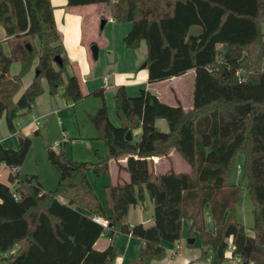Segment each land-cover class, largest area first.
Here are the masks:
<instances>
[{
	"label": "trees",
	"instance_id": "16d2710c",
	"mask_svg": "<svg viewBox=\"0 0 264 264\" xmlns=\"http://www.w3.org/2000/svg\"><path fill=\"white\" fill-rule=\"evenodd\" d=\"M93 3L108 6L115 21L132 24L124 37L127 47L146 42L150 83L195 70L193 107L186 110L180 101L169 104L146 88L130 95L122 84L115 92L121 121L116 125L104 89L94 90L91 94L102 102L89 118L106 155L83 161L49 147L48 157L59 172L58 185L50 191L44 190L38 174H11L14 185L0 179V260L115 264V245L97 250L94 244L102 235L112 238L124 232L144 241L131 264H153L166 256L164 242L182 238L188 218V235L199 233L210 264L231 258L264 264V0H68L69 6ZM196 26L199 33L192 32ZM0 27L6 32L0 40V119L5 117L10 133H17L19 117L44 92L43 78L50 94L61 93L68 103L87 96L77 75L68 74L70 59L51 0H0ZM36 59L33 81L14 101ZM15 62L21 68L13 75ZM161 118L167 120L168 131L158 126ZM129 130L132 140L126 137ZM31 145L30 137L18 149L0 144V162L20 167ZM172 150L190 165L189 172L155 171L153 158ZM240 156V175L254 204L253 235L238 218L242 183L229 182ZM121 157H127V165L120 170L130 180L105 184L104 203L89 172L111 179L110 161ZM147 196L154 205V224H130L131 207ZM207 205L216 221L214 233L206 228ZM94 216L107 219L108 225Z\"/></svg>",
	"mask_w": 264,
	"mask_h": 264
},
{
	"label": "crops",
	"instance_id": "0c3cea01",
	"mask_svg": "<svg viewBox=\"0 0 264 264\" xmlns=\"http://www.w3.org/2000/svg\"><path fill=\"white\" fill-rule=\"evenodd\" d=\"M51 2L54 6L56 24L62 35V40L70 59L68 74L77 75L82 90L87 96H91V93L96 89H104L109 116L116 125H119L121 121L115 110V92L117 87L122 84L126 86L130 95H137L142 88H146L169 104L175 105L180 101L186 110L193 107L194 69L186 73L188 74L192 71L194 77L192 95L188 102L184 103L178 91H176L178 93L177 98L164 100L162 94L158 91V84L160 82H149L148 68L143 64L147 59L146 42L143 40L138 48H129L125 44L124 37L132 27L130 22L115 21L111 15L110 8L104 3L69 6L68 0H51ZM103 18L106 19V23L104 28L101 29ZM5 38L6 32L0 27V40H4ZM94 43L98 45V58L93 56L91 50V46ZM37 63L38 59L35 60L32 70L23 76L22 86L15 95L14 101L18 100L24 90L33 81ZM14 64H16L15 69H11L13 75L17 74L21 68L19 62ZM107 74H109V77L106 82L105 76ZM178 77L180 76H175L168 80H174ZM64 78L67 80V74H64ZM42 82L45 90L37 97L33 109L19 117L17 121V133H10L5 117L0 119L1 129L6 128L4 135L0 138V144L4 147L18 149L22 144L20 143L21 138L29 137L33 131L35 133L38 131L39 133L40 129L38 126L42 124V116L49 114L51 111L50 102L55 101L57 103V95L60 93L56 95L50 94L47 80L43 78ZM65 101L67 102L66 99ZM98 104L99 102L96 105ZM28 113H31L29 120ZM38 119L41 121L40 124L37 122ZM157 124L164 131L169 130L168 122L163 121L162 118L157 120ZM154 159L157 164L158 162L161 163L166 160L170 165L168 169L173 168L176 172H189L191 170L190 165L175 150H172L168 156L154 157ZM117 164H119L118 167ZM177 164H181L183 169H176ZM120 165H127V157L110 161L111 181L114 183L130 180V174L123 168L120 171ZM167 170H157V172L163 173ZM16 173H19L21 176L20 167L0 162V179L4 183L14 185L9 177L11 174ZM44 190L46 189L44 188ZM148 198L147 196L143 202L131 207L128 216V222L130 224L143 223L146 226L154 224V205L149 199L153 207H148ZM61 200L64 201V198H61ZM139 205L141 207H137ZM240 208H243V214L245 211H252L251 207H238V209ZM252 209L254 213V207ZM239 212L240 210H238V218L242 222ZM205 220L206 228L214 233L216 231V221L209 205L205 207ZM190 226L191 220L188 218L184 219L182 238L176 242H164L166 256L160 260H154L153 264H210V261L203 254L205 248L199 233H195L194 242H188L190 238L188 235ZM248 233L253 235V229L251 228V231ZM111 244L118 248V256L115 264H131L132 260L139 256L144 241L132 234L117 232L112 238L102 235L95 242L94 248L97 250H105ZM228 255L232 256L231 249ZM0 264H4V262L0 260ZM225 264H240V261L237 258H231ZM251 264L257 263L252 262Z\"/></svg>",
	"mask_w": 264,
	"mask_h": 264
},
{
	"label": "rangeland",
	"instance_id": "374dc122",
	"mask_svg": "<svg viewBox=\"0 0 264 264\" xmlns=\"http://www.w3.org/2000/svg\"><path fill=\"white\" fill-rule=\"evenodd\" d=\"M261 29L264 39V22H262ZM200 31L201 28L199 26L192 29L193 33H199ZM15 65L16 64H13L11 67L12 70L15 69ZM193 79L194 77L191 71L174 80L160 82L158 84V91L162 94L164 100L177 98L178 93L176 91H178L184 103H187L192 95ZM98 102L99 104L96 105ZM100 104L101 98L94 95L87 96L74 105L71 103L68 105L61 93L57 95V103L55 101L50 102V113L42 116V124L38 126L40 132L36 134L33 131L29 136L32 139V145L25 162L20 166L21 176L24 177L26 174H38V178L44 188L50 191L54 190L58 185L59 172L48 157L49 147L57 151L65 150L72 158L83 161H97L100 156L106 155L105 143L98 137L97 130L89 118V113L95 112ZM30 117L31 113H28V120ZM163 121L167 120L163 119ZM5 129L6 128L1 129L0 127V138L4 135ZM64 133L66 134V139L64 138ZM56 141H59L61 144L59 146H54ZM122 158L124 157L120 159ZM153 162L155 171L167 170L170 167L166 160L161 163L158 162L157 164L156 160L153 158ZM239 165L243 166V158L241 156L235 164L229 182L242 183V202L238 207H251L252 211H245L243 214V208L238 210H240L239 214L240 218H242V222L246 225L247 231L250 232L254 224V213L252 209L254 204L246 189V181L243 179V174H238ZM118 166L119 164H117V167ZM176 167L178 170L183 169L181 164H177ZM89 177L97 194L105 203L104 185L111 179H109L105 173L99 177H95L91 171L89 172ZM147 205L148 207H153L149 198ZM137 207L141 206L139 205Z\"/></svg>",
	"mask_w": 264,
	"mask_h": 264
},
{
	"label": "water",
	"instance_id": "95a60500",
	"mask_svg": "<svg viewBox=\"0 0 264 264\" xmlns=\"http://www.w3.org/2000/svg\"><path fill=\"white\" fill-rule=\"evenodd\" d=\"M105 23H106V19L103 18V19H102V22H101V29L104 28ZM91 50H92L93 56H94L95 58H98V45H97L96 43H94V44L91 46ZM56 61H57V62H61V59H60L59 57H57V58H56ZM144 66H147V62L144 63ZM126 137H127L128 140H132V139H133V133H132L131 130L128 131ZM22 142H23V138L20 139V143H22ZM194 240H195L194 237H190V238L188 239V242H189V243H192V242H194Z\"/></svg>",
	"mask_w": 264,
	"mask_h": 264
},
{
	"label": "built area",
	"instance_id": "2783aa9c",
	"mask_svg": "<svg viewBox=\"0 0 264 264\" xmlns=\"http://www.w3.org/2000/svg\"><path fill=\"white\" fill-rule=\"evenodd\" d=\"M108 77H109V74H107L106 76H105V81L107 82V80H108ZM38 124H40L41 123V121L38 119ZM64 138L66 139L67 137H66V134L64 133ZM61 143L59 142V141H56L55 143H54V146H59ZM240 172H241V166L239 165L238 166V174H240ZM94 220H96L97 222H99V223H101L102 225H104V226H107L108 225V220L107 219H105V218H103V217H99V216H94ZM16 248L17 247H15L14 249H12V252H14L15 250H16ZM3 254H1L0 253V257L2 256ZM238 259V258H237ZM239 260V259H238ZM240 261V260H239ZM240 264H242L241 263V261H240Z\"/></svg>",
	"mask_w": 264,
	"mask_h": 264
}]
</instances>
